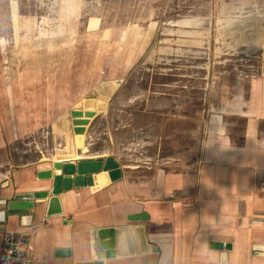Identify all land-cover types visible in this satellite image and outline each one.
<instances>
[{"label": "crops", "instance_id": "obj_1", "mask_svg": "<svg viewBox=\"0 0 264 264\" xmlns=\"http://www.w3.org/2000/svg\"><path fill=\"white\" fill-rule=\"evenodd\" d=\"M245 85L210 93L192 149L189 114L143 109L135 118L155 116L156 125H122L143 135L132 144L137 156L123 155L119 132L108 131L104 154L70 153L1 176L0 246L4 232L22 230L30 264H264V76ZM52 102L48 118L0 108V149L46 120L63 128L68 106ZM101 109L80 110L94 111L93 120L106 114ZM72 123L76 136L87 132L79 118ZM108 157L120 168L118 179L102 169L92 184L84 176L82 186L53 193L56 161Z\"/></svg>", "mask_w": 264, "mask_h": 264}, {"label": "rangeland", "instance_id": "obj_2", "mask_svg": "<svg viewBox=\"0 0 264 264\" xmlns=\"http://www.w3.org/2000/svg\"><path fill=\"white\" fill-rule=\"evenodd\" d=\"M257 76L264 0H0V108L48 118L55 99L68 106L63 128L52 118L0 149V177L70 153L104 154L108 131L119 132L123 155L137 156L143 135L122 125H156L135 118L143 109L189 114L192 149L210 93L246 89ZM88 97L106 114L78 137L71 111Z\"/></svg>", "mask_w": 264, "mask_h": 264}, {"label": "water", "instance_id": "obj_3", "mask_svg": "<svg viewBox=\"0 0 264 264\" xmlns=\"http://www.w3.org/2000/svg\"><path fill=\"white\" fill-rule=\"evenodd\" d=\"M73 118H79L82 123L86 124L89 122V118L94 115V111L83 112L79 109L72 111ZM85 115V116H84ZM77 131H79L77 129ZM55 167V180L53 185V193L60 194V188L63 191L71 188L82 186L84 183V176H87L86 181L88 184H92L97 174L102 169L108 171L111 180L118 179L121 176L120 168L118 164L113 160L112 157H108L106 161L101 159H85L79 160L78 162L63 163L62 160L54 163ZM52 171H48L46 176L51 177ZM48 192L40 193L42 197H47ZM93 264H103V261L99 260Z\"/></svg>", "mask_w": 264, "mask_h": 264}, {"label": "built area", "instance_id": "obj_4", "mask_svg": "<svg viewBox=\"0 0 264 264\" xmlns=\"http://www.w3.org/2000/svg\"><path fill=\"white\" fill-rule=\"evenodd\" d=\"M29 233L7 231L3 233L0 246V264H30Z\"/></svg>", "mask_w": 264, "mask_h": 264}, {"label": "bare ground", "instance_id": "obj_5", "mask_svg": "<svg viewBox=\"0 0 264 264\" xmlns=\"http://www.w3.org/2000/svg\"><path fill=\"white\" fill-rule=\"evenodd\" d=\"M82 107H86L87 109H92V110H97V109H101L102 106L101 104L95 100V99H88V100H85L82 104ZM81 137L80 134H78V137Z\"/></svg>", "mask_w": 264, "mask_h": 264}]
</instances>
